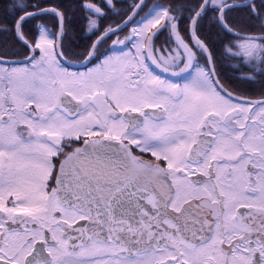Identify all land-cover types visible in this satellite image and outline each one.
Segmentation results:
<instances>
[{
  "label": "snow or ice",
  "instance_id": "snow-or-ice-1",
  "mask_svg": "<svg viewBox=\"0 0 264 264\" xmlns=\"http://www.w3.org/2000/svg\"><path fill=\"white\" fill-rule=\"evenodd\" d=\"M114 10L4 7L18 50L0 51V264H264V91L234 96L218 70L264 78V0H130L103 25Z\"/></svg>",
  "mask_w": 264,
  "mask_h": 264
},
{
  "label": "flooded vegetation",
  "instance_id": "flooded-vegetation-1",
  "mask_svg": "<svg viewBox=\"0 0 264 264\" xmlns=\"http://www.w3.org/2000/svg\"><path fill=\"white\" fill-rule=\"evenodd\" d=\"M1 1H4V0H1ZM114 1H117V0H113V3H114ZM117 5H118V3L115 4V10L110 12L109 16L102 22L103 25L106 26L108 24L116 23V22H119L122 19V17L124 16V12L121 11L120 15H116V11L123 10V9H126V8H119V7H117ZM76 12H75V16L73 18L74 19V24L77 26L74 29L76 34L71 33V31H73L71 29V31L68 32V37H67L68 40L65 39V45H67L68 48L72 52L79 53V51L77 49H75L76 44L79 43V44L84 45V46L87 45L89 43V41H90L89 37L91 36V33L86 31V30H81V23H80V19H79L81 13H77L78 14L77 15ZM3 20H4V10H3L2 13H0V21H3ZM47 23L49 24V27L51 28L52 27V22L49 20V21H47ZM53 30H55V29H53ZM127 31L128 32L131 31V25L129 26ZM123 35L124 34L122 33L121 37ZM78 37H82L83 40H80ZM163 37H165V39H162ZM75 38L78 40V42L75 41ZM167 38H168V33H164L163 35H160L159 38L156 39L155 42H154L155 48L159 49V48L165 46V41L167 40ZM91 39L95 40L96 37L92 36ZM113 39H115V37ZM13 43L14 42L12 40L6 39V34H0V50L3 51V50L6 49L10 54L14 53L18 49L13 47ZM110 45H111V41H109V44L105 45L104 48L101 49V51L103 52L105 50V48L109 47ZM172 46L174 47L175 45L173 44ZM133 51H134V49H133ZM12 58L22 59L23 57H15V56H13ZM65 59L68 60L69 62L73 63V64L81 63V61L77 57H71V58L65 57ZM91 66L92 65H88V67H91ZM152 67L154 68V66H152ZM69 70H71V71H85L86 68L84 67V68L77 69V68L69 67ZM156 72L159 73L162 76V78H169V79H172L173 81L178 82V83H183L184 82V81L180 80L178 77L177 78H172V77H169L168 75L162 74V73H160L158 71H156ZM226 87H228V86H226ZM228 89H229V91H232V93H234L236 95H239V96H241L243 98H248V99H260L261 98V93H259L258 91H254V90L253 91L252 90H247V91L234 90V89H230L229 87H228ZM253 93H256V95H253ZM137 154H139V153L137 152ZM149 155L150 154L145 153L144 154V158L148 159Z\"/></svg>",
  "mask_w": 264,
  "mask_h": 264
},
{
  "label": "trees",
  "instance_id": "trees-1",
  "mask_svg": "<svg viewBox=\"0 0 264 264\" xmlns=\"http://www.w3.org/2000/svg\"><path fill=\"white\" fill-rule=\"evenodd\" d=\"M30 3L31 0H28ZM54 2L56 3H64L66 6L67 5H72L75 6L78 3V0H54ZM149 3H162V4H167V3H175V4H182L187 2V0H148ZM1 10V9H0ZM4 10V9H3ZM1 10V12L3 11ZM80 13L79 11L76 12ZM78 15V14H77ZM233 16L238 19V20H244V22H247V18L243 17L242 13H233ZM203 34L205 37L210 38L212 40L215 41L216 39V34L215 31L212 29L210 23L205 22L204 26H203ZM80 40H83L82 37H78ZM75 41L78 42V40L75 38ZM91 41H89L90 43ZM88 43V44H89ZM87 44V45H88ZM87 45H81V44H76L75 49H77L80 52H83L84 49L87 47ZM218 70L221 73L220 79L222 80V82L228 86L230 89H234V90H243V91H247V90H254V91H258L259 93H261L262 91H264V78L258 77L257 81L255 83H247L244 81H241L239 79H236V76L238 73L233 72L232 67H230L228 65V62L225 61L222 65L218 66ZM258 93V94H259ZM253 95H256V93H253Z\"/></svg>",
  "mask_w": 264,
  "mask_h": 264
},
{
  "label": "rangeland",
  "instance_id": "rangeland-1",
  "mask_svg": "<svg viewBox=\"0 0 264 264\" xmlns=\"http://www.w3.org/2000/svg\"><path fill=\"white\" fill-rule=\"evenodd\" d=\"M11 2H12V0H4V1H1V0H0V9L3 10L4 7H5V5H6V4H9V3H11ZM24 2H25V3H28L29 1H28V0H24ZM114 3H115V4L118 3L117 7H119V8H126L127 5H128V3H130V0H117V1H114ZM151 4H152V3H149L150 6H151ZM154 4H155V3H154ZM1 10H0V11H1ZM2 12H3V11H2ZM2 12H0V13H2ZM76 27H77V26L73 23V25L71 26L69 32H70L71 29H72L73 31H71V33L76 34V32L74 31V29H75ZM67 37H68V34H67ZM67 37H66V39L68 40ZM162 39H165V37H163ZM66 47L68 48L67 45H66ZM68 49H69V48H68ZM0 51H2V50H0ZM238 96H239V95H238ZM240 97H241V96H240Z\"/></svg>",
  "mask_w": 264,
  "mask_h": 264
},
{
  "label": "water",
  "instance_id": "water-1",
  "mask_svg": "<svg viewBox=\"0 0 264 264\" xmlns=\"http://www.w3.org/2000/svg\"><path fill=\"white\" fill-rule=\"evenodd\" d=\"M62 60H66L65 58H62ZM69 62V61H68ZM69 65H70V67H73V68H77V69H80V68H84V66L82 65V63H79V64H73V63H71V62H69ZM154 68H155V66H154ZM156 71H158V72H160V73H162L161 71H160V69H155ZM162 74H165V75H168L167 73H162ZM169 76V75H168ZM170 77V76H169ZM172 78H177V77H172ZM233 95L234 96H238V95H236V94H234L233 93ZM240 97V96H239ZM243 98V97H242Z\"/></svg>",
  "mask_w": 264,
  "mask_h": 264
}]
</instances>
